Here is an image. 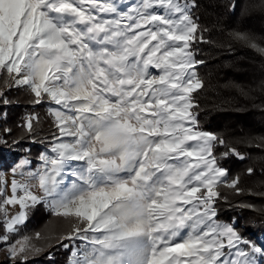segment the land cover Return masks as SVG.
I'll use <instances>...</instances> for the list:
<instances>
[{
    "label": "snow or ice",
    "instance_id": "6c2138e0",
    "mask_svg": "<svg viewBox=\"0 0 264 264\" xmlns=\"http://www.w3.org/2000/svg\"><path fill=\"white\" fill-rule=\"evenodd\" d=\"M198 6L136 0L124 10L116 0H0V100L8 103L13 87L25 89L33 104L54 105L48 113L56 129L51 154H41L36 171L15 178L26 159L13 169L11 195L0 179V243L13 264L42 250L40 232L10 240L41 202L70 225L50 237L72 247L69 264L264 261V244L217 218L219 185L236 194L244 189L218 163L214 150L225 140L202 130L194 112L193 94L204 87L195 69L204 61L192 45L207 42L193 13ZM230 37L264 57L254 34L234 30ZM38 122L29 114L22 127L31 135ZM242 142L264 151V136ZM223 155L245 158L236 148ZM10 205L19 211L9 217Z\"/></svg>",
    "mask_w": 264,
    "mask_h": 264
},
{
    "label": "trees",
    "instance_id": "16d2710c",
    "mask_svg": "<svg viewBox=\"0 0 264 264\" xmlns=\"http://www.w3.org/2000/svg\"><path fill=\"white\" fill-rule=\"evenodd\" d=\"M197 0L193 9L198 23L207 31V42H193L195 58L204 61L196 66L198 77L204 82L202 90L193 95L198 107L194 109L202 130L212 132L225 140L217 145L218 163L227 170L228 180L239 176L242 194H236L223 184L219 185L221 198L217 200V218L234 223L241 235L257 244H264V151L249 147V137L264 136V57L250 47L231 39L234 30L247 31L264 42V10L260 0ZM8 103L0 100V179L21 157L36 162L41 152L51 144L56 129L48 113L49 103L35 105L32 95L23 88L6 91ZM37 114L35 133L28 134L22 127L29 114ZM9 129L10 131H5ZM15 142V143H14ZM229 148H236L245 158L224 156ZM253 167L251 175L247 169ZM251 190L252 194H249ZM5 195V194H4ZM226 198V199H225ZM254 204L257 211L241 207ZM67 221L54 217L41 202L29 211L28 218L18 234L10 235L15 242L23 236L40 232L45 237L37 243L38 254L28 253V259L17 264H68L72 247L64 248L50 237L62 234L69 228ZM0 224V235L3 234ZM6 244L0 243V249ZM80 246V242H76ZM0 264H13L5 254Z\"/></svg>",
    "mask_w": 264,
    "mask_h": 264
},
{
    "label": "rangeland",
    "instance_id": "374dc122",
    "mask_svg": "<svg viewBox=\"0 0 264 264\" xmlns=\"http://www.w3.org/2000/svg\"><path fill=\"white\" fill-rule=\"evenodd\" d=\"M117 4L119 7L123 8L124 10H127V7L130 6L132 3H135L136 0H116ZM155 71V70H154ZM50 107H54V105H49ZM41 154H51V144H48L47 147L41 152ZM41 154L38 158V160L36 162L31 161L30 159H28L27 157H21L19 159V161L17 163H15L13 165V167L8 170L7 172L4 173L3 175V180L6 182V187H5V196L7 195H11L10 192V185H11V181L14 178V173H13V169L16 168L17 165H19L21 163L22 160H28L30 163L28 165H25L23 167V169H17V172L15 174V178L16 179H20V175L19 172L21 170H23L24 172H28V171H36L38 169V167L43 163L40 159ZM70 163H76V162H70ZM66 183H70V179L66 181ZM33 191L37 194L40 195L39 193V189L38 188H34ZM19 211V206H7V213L8 216L10 217L11 215L15 214L16 212ZM7 245H4L1 249H0V261H1V257L4 256L5 254H7L6 251ZM8 256V254H7ZM9 257V256H8ZM69 264V262H68ZM258 264H264V261H260L258 258Z\"/></svg>",
    "mask_w": 264,
    "mask_h": 264
}]
</instances>
